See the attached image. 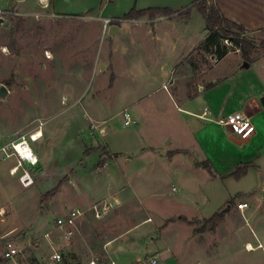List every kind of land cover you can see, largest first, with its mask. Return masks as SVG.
<instances>
[{
    "label": "crops",
    "instance_id": "1",
    "mask_svg": "<svg viewBox=\"0 0 264 264\" xmlns=\"http://www.w3.org/2000/svg\"><path fill=\"white\" fill-rule=\"evenodd\" d=\"M200 1L216 6L228 20L242 26L248 36L262 34L264 37V0H47L46 8L41 7L40 0H0V9L14 13L49 12L46 21L52 22L55 28L80 26L85 29L83 26L93 23L98 31L105 30L104 55L96 61L95 70L103 81L101 86L117 95L110 109L122 107L120 117L126 111L131 118L127 127L135 126L136 130L140 124L146 130L142 137L123 138L119 146L114 145L111 137H105L104 129L100 136L93 133L96 138L88 132L77 134L79 167L88 177H98L104 188L87 196L85 192L83 195L73 193L69 196L73 201L72 204L68 201L69 210L79 208L87 215L93 204L105 201L124 212L111 223H104V219L93 222L107 224L103 226L112 230V235L103 242L108 258L105 264H149L144 262L147 254H152L150 258H155L156 264H222L223 261L264 264V168H261L264 163V92L261 103L248 97L241 101L239 109L231 111L232 89L223 91L220 87V84L228 85L232 75L236 74L235 68L241 64L247 69L259 70L264 77V55L251 64L244 62L239 51L229 52L218 60L211 54L207 56L203 48L207 36L205 22L195 6ZM132 9H166L172 13L153 16L145 13L123 19ZM104 19L113 21L109 29ZM74 21L78 23L74 24ZM232 54L236 59L231 63L228 56ZM212 71L214 74L209 75ZM124 81H133V84ZM91 97L90 104L98 106L94 111L107 109L104 104L95 105L94 95ZM204 108L209 111L208 120L198 118ZM238 111L250 117L255 127L250 139L254 144L263 145L262 152L258 150L256 163L227 161L225 173L220 169L223 165L220 138L223 134L226 137L231 134L227 127L217 122ZM97 128L101 127L98 125ZM43 136L30 143L39 142ZM227 138L229 142L241 145L236 139ZM250 139L242 143H248ZM30 148L37 159L36 167L41 174L46 173L51 165L44 148L36 144ZM100 159L106 160L96 168ZM15 164L5 174L13 176L9 171ZM239 164H248L246 172L239 178L230 176ZM24 167L22 171L34 168ZM76 167L72 177L78 172L79 167ZM17 172H20L19 168ZM144 175H148L146 183L140 182ZM135 176L139 178L137 182ZM232 178L239 185L228 181ZM165 183H172L171 191L176 190L173 184L181 191L172 199V195H167L166 205L186 208L196 216L166 218L151 207L156 211L152 216L143 217L129 226L126 218L133 213V202L138 198L130 190L161 198L158 197L159 186ZM70 184L73 185V181ZM144 201V198L138 199V206L148 207ZM240 204H244L241 210L238 209ZM222 212L224 218L213 231H191L189 223L192 221H204ZM239 222L243 223V229L238 227ZM143 223L152 224L150 234L155 237L151 235L149 240L154 244L140 247L136 252L133 248L138 246V241L131 233ZM19 224L16 220L6 221L0 230L17 229ZM113 224L117 226L114 228ZM172 227L184 229L187 235L183 238L173 235L169 243L165 242L163 232ZM209 234L214 237L215 246L212 249L200 247L199 239H208ZM232 238L240 241L239 248H223L222 244ZM96 261L91 263L97 264Z\"/></svg>",
    "mask_w": 264,
    "mask_h": 264
},
{
    "label": "rangeland",
    "instance_id": "2",
    "mask_svg": "<svg viewBox=\"0 0 264 264\" xmlns=\"http://www.w3.org/2000/svg\"><path fill=\"white\" fill-rule=\"evenodd\" d=\"M48 19L49 12L42 11L0 16V86L3 85L8 90L7 96L0 98V136H2L0 147L10 139H18L22 136L27 138L30 133L34 135L40 132L44 135L42 140L28 143L31 147L34 144L42 145L51 165L44 174H41L40 169L36 167L37 164L33 166L34 168L27 169L26 172L33 183L23 187L19 177L24 173L21 168H25L27 164L24 163L22 167H19V173L8 176L5 171L15 163L17 164L16 158H4L0 153V206L6 207L7 210L3 223L12 222V220L20 221L15 239L25 247L28 262H36V259L44 261L47 258L50 251L42 235L51 232L50 237L56 248L63 253L61 264H90L95 260L97 264H105L108 258L103 250V242L112 235V230L109 231L103 226L107 224L93 223L97 220L87 213L86 218L78 226L79 233L75 235L77 238H74L75 240L65 248L58 233L52 229L53 219L69 211L68 201L70 204L73 203L69 200L70 195L73 193L83 195L85 192L87 196L91 195L92 191L104 188L100 185L102 181L98 177H88L79 167L80 148L77 144V134L88 132L91 137L96 138L93 133L96 132L100 136L104 129L105 137H111L114 145L119 146L123 138L130 135L142 137L146 130L140 124L136 130L135 126L123 127L119 114L122 107L110 109L111 102L117 95L110 94L101 86L103 81L95 70L96 61L104 55L106 31H98L96 24L93 23L83 26L85 29L80 26L55 28L52 22L46 21ZM76 23L78 22L74 21V24ZM248 37L252 39L255 46L253 59L264 55L263 35L255 34ZM209 52L210 50H207V56L210 55ZM229 52L234 53L235 49L229 48ZM239 54L241 55L240 52ZM228 59L232 63L236 56L232 54L228 56ZM235 72L236 74H233L228 81V85L220 84L223 91L232 89L234 96L229 110L239 109L241 101L248 97H253L261 103L264 92L262 72L253 68L247 69L243 67V64L237 66ZM212 74L214 71L209 75ZM124 82L133 84V81ZM97 85H100V88ZM160 86L161 82L158 83V87ZM92 95H94L95 105L104 104L106 107H102L107 109L94 111V107L98 106L90 104ZM95 122L99 123L95 124ZM97 124L101 128H97ZM228 136L234 139L231 135ZM227 137L223 134L219 146L223 156V165L220 169L223 172L226 173L228 170L227 161L256 163L255 156L263 145L254 144L250 139L248 143L237 146L229 142ZM105 160L100 159L96 168L104 164ZM76 165L79 167L76 170L78 172L72 177ZM261 166L263 169L264 163H261ZM138 180L139 178L135 176L134 181ZM72 181L73 185L70 184ZM141 181L148 182V175L142 176ZM228 181L233 185H239L233 178ZM171 184L165 183L159 186L160 196L158 197L161 198L151 196L152 193L148 192L134 191L133 193L131 189L132 195H137L138 198L133 202V209H131L133 213L126 218L128 225L135 224L143 217L152 216V213L156 211L151 210V207L158 209V214L163 217L175 215L195 217L196 214L186 208L166 205V200L169 198L167 195H172V199L181 194L176 184H173L176 190L171 191ZM226 186L229 187L228 183ZM141 198H144L148 207L144 204L138 206V199ZM106 203L110 209L107 216L103 218L104 223H111L112 220L124 214L123 209ZM189 224L194 233L201 228L205 229V232H210V225L204 221L194 220ZM242 225L243 223L239 222L238 227L242 228ZM113 226L115 228L117 225L113 224ZM151 228L152 224L143 223L131 233V236L138 241V246L135 245L133 248L134 251L137 252L140 247L154 244L149 240L152 235ZM163 233L165 242L168 241V243L173 235L176 238L187 235L184 229L176 227L165 229ZM239 242L233 238L227 239L222 247L227 250L239 248ZM37 243H40L39 247H35ZM215 243L214 237L210 234L208 239L200 238L198 241V245L200 247L204 245L206 249H212ZM198 245H191V247H198ZM151 256L152 254L145 255L144 262H148ZM222 264H229V262L223 261Z\"/></svg>",
    "mask_w": 264,
    "mask_h": 264
},
{
    "label": "built area",
    "instance_id": "3",
    "mask_svg": "<svg viewBox=\"0 0 264 264\" xmlns=\"http://www.w3.org/2000/svg\"><path fill=\"white\" fill-rule=\"evenodd\" d=\"M41 7H47V0H40ZM14 12L0 9V16L13 15ZM107 28L111 26L113 22L110 19L103 20ZM223 44L230 46L227 40H223ZM238 51V50H235ZM209 111L204 108L199 119H207ZM123 126L127 127L131 124V118L128 112L124 111L122 113ZM217 124L227 127L230 134L234 139L239 142L248 141L255 133V127L251 122L250 117H248L244 112H235L224 120H220ZM33 135H28L27 139L23 136L11 141L2 147H0V153L3 154L4 158L15 157L17 158V164L10 169L9 173L14 175L17 168L21 167L24 163L30 166L37 164V159L33 151L31 150L28 142H33ZM18 147L22 150L28 149L31 152L28 155H21L18 151ZM19 182L23 187L30 186L33 182L29 174L24 171V173L19 177ZM244 204L238 205V209H243ZM109 205L106 202H97L92 205L90 209V214L94 220L100 221L105 218L109 212ZM7 216V210L5 207H0V226L3 224L4 219ZM85 211L79 208H73L67 211L64 215L55 217L52 221V229L58 233L60 241L64 244L63 248L70 245L71 241L74 240L75 235L78 231V226L80 222L85 218ZM16 229H10L8 231L0 230V264H61L63 262V253L59 248H56L55 243L51 239V232L44 233L42 239L46 242L50 253L44 261L36 259V262H28L26 260L25 247L21 246L15 239ZM40 243L35 245L38 246ZM39 247V246H38ZM149 264H156L155 259H148ZM93 264V263H90Z\"/></svg>",
    "mask_w": 264,
    "mask_h": 264
},
{
    "label": "trees",
    "instance_id": "4",
    "mask_svg": "<svg viewBox=\"0 0 264 264\" xmlns=\"http://www.w3.org/2000/svg\"><path fill=\"white\" fill-rule=\"evenodd\" d=\"M195 6L205 22L207 36L203 48L206 52L210 50L209 54L218 60L229 52V48H234L241 53V58L244 62L248 64L254 62L252 57L255 50L254 43L252 39L248 37L247 31L242 26L228 20L216 6H208L205 1H200L196 3ZM145 13H148L149 16H153L156 13L170 15L172 12L166 9H148L147 11H136L132 9L123 19H132ZM223 40H227L230 46L224 45ZM205 168L208 167L205 165ZM247 168L248 164H239L230 176L239 178L246 172ZM223 218L224 212L214 214L209 219L204 220V222L210 225L209 231H213ZM203 232H205L203 228L195 231V233Z\"/></svg>",
    "mask_w": 264,
    "mask_h": 264
},
{
    "label": "bare ground",
    "instance_id": "5",
    "mask_svg": "<svg viewBox=\"0 0 264 264\" xmlns=\"http://www.w3.org/2000/svg\"><path fill=\"white\" fill-rule=\"evenodd\" d=\"M32 135V134H31ZM42 135H41V133L39 132V133H37V134H34L33 135V141H37V139H39L40 137H41ZM18 149V151H19V153L21 154V155H23V156H25V155H28L31 151L30 150H28V149H25V150H22L20 147H18L17 148ZM17 171H18V168L16 169V171L14 172V173H17ZM15 175V174H14ZM249 250V249H248Z\"/></svg>",
    "mask_w": 264,
    "mask_h": 264
},
{
    "label": "water",
    "instance_id": "6",
    "mask_svg": "<svg viewBox=\"0 0 264 264\" xmlns=\"http://www.w3.org/2000/svg\"><path fill=\"white\" fill-rule=\"evenodd\" d=\"M7 94H8L7 88L5 86L1 85L0 86V98L7 96ZM237 143L241 144L242 142H237Z\"/></svg>",
    "mask_w": 264,
    "mask_h": 264
}]
</instances>
